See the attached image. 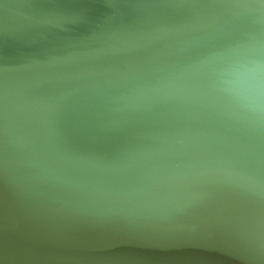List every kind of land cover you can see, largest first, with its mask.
<instances>
[{
    "label": "water",
    "instance_id": "95a60500",
    "mask_svg": "<svg viewBox=\"0 0 264 264\" xmlns=\"http://www.w3.org/2000/svg\"><path fill=\"white\" fill-rule=\"evenodd\" d=\"M0 264H264V0H0Z\"/></svg>",
    "mask_w": 264,
    "mask_h": 264
}]
</instances>
